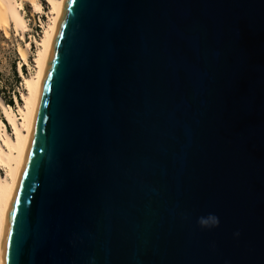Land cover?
Returning a JSON list of instances; mask_svg holds the SVG:
<instances>
[{
    "label": "water",
    "instance_id": "95a60500",
    "mask_svg": "<svg viewBox=\"0 0 264 264\" xmlns=\"http://www.w3.org/2000/svg\"><path fill=\"white\" fill-rule=\"evenodd\" d=\"M90 261L264 264V0H64L0 264Z\"/></svg>",
    "mask_w": 264,
    "mask_h": 264
},
{
    "label": "bare ground",
    "instance_id": "6f19581e",
    "mask_svg": "<svg viewBox=\"0 0 264 264\" xmlns=\"http://www.w3.org/2000/svg\"><path fill=\"white\" fill-rule=\"evenodd\" d=\"M22 1L27 2L32 7L33 12H41L42 5L38 0H0V31H3L4 35L8 36L11 28L15 35H19L20 39L24 41L28 26L21 12L23 8ZM45 1L50 8L49 21L43 27L44 31L41 39L36 42L38 48L34 58L35 73L30 76L20 74L23 80L24 92H20L22 104L17 103L18 114L12 107L7 106L0 97V111L4 120L0 119V169L5 170L3 175L0 173V237L4 213L13 191L24 153L45 58L64 2V0ZM29 46V43L25 41L24 46L19 45L17 48V54L23 64H27ZM8 127L10 130L7 129Z\"/></svg>",
    "mask_w": 264,
    "mask_h": 264
},
{
    "label": "rangeland",
    "instance_id": "374dc122",
    "mask_svg": "<svg viewBox=\"0 0 264 264\" xmlns=\"http://www.w3.org/2000/svg\"><path fill=\"white\" fill-rule=\"evenodd\" d=\"M20 1V0H19ZM42 5V10L39 13L33 12V9L25 1L23 2V8L21 10L27 21V31L25 32L24 41H22L19 35H15L13 29H9L8 36L4 35L3 31H0V97L5 103V100H12V109L18 114L17 103L22 104L20 99V92H24V85L22 77L30 76L36 71L34 58L37 52V43L43 35V27L47 25L49 21L50 8L45 0H38ZM25 41L29 43L28 49V61L27 64H23L19 55L17 54V48L19 45L24 46ZM24 66V69L21 68ZM19 68L20 71H19ZM17 99V100H16ZM9 104H7L8 106ZM19 116V115H18ZM0 119L3 120L1 111ZM10 130V128H7ZM0 173L3 175L5 170L0 169Z\"/></svg>",
    "mask_w": 264,
    "mask_h": 264
},
{
    "label": "clouds",
    "instance_id": "9594fccd",
    "mask_svg": "<svg viewBox=\"0 0 264 264\" xmlns=\"http://www.w3.org/2000/svg\"><path fill=\"white\" fill-rule=\"evenodd\" d=\"M210 222H211V226H218L219 218L212 213H209L207 216H202L198 218V223L202 227L210 226ZM236 235H238V233H236ZM90 264H94V261H90Z\"/></svg>",
    "mask_w": 264,
    "mask_h": 264
},
{
    "label": "trees",
    "instance_id": "16d2710c",
    "mask_svg": "<svg viewBox=\"0 0 264 264\" xmlns=\"http://www.w3.org/2000/svg\"><path fill=\"white\" fill-rule=\"evenodd\" d=\"M21 68L24 69V66L21 65ZM5 104H6V105L9 104L8 106L12 105V100H11V99H10V100H5ZM10 107H11V106H10ZM2 121H4V120H2Z\"/></svg>",
    "mask_w": 264,
    "mask_h": 264
}]
</instances>
